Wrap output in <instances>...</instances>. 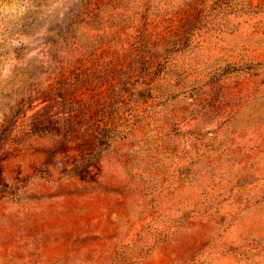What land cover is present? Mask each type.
Instances as JSON below:
<instances>
[{
  "label": "rangeland",
  "instance_id": "374dc122",
  "mask_svg": "<svg viewBox=\"0 0 264 264\" xmlns=\"http://www.w3.org/2000/svg\"><path fill=\"white\" fill-rule=\"evenodd\" d=\"M0 264H264V0H0Z\"/></svg>",
  "mask_w": 264,
  "mask_h": 264
}]
</instances>
